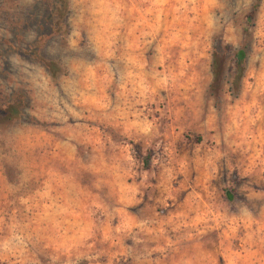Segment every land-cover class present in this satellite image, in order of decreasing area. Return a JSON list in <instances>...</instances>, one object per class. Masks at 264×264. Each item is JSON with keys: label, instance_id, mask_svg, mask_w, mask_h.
Wrapping results in <instances>:
<instances>
[{"label": "rangeland", "instance_id": "374dc122", "mask_svg": "<svg viewBox=\"0 0 264 264\" xmlns=\"http://www.w3.org/2000/svg\"><path fill=\"white\" fill-rule=\"evenodd\" d=\"M0 264H264V0H0Z\"/></svg>", "mask_w": 264, "mask_h": 264}, {"label": "crops", "instance_id": "0c3cea01", "mask_svg": "<svg viewBox=\"0 0 264 264\" xmlns=\"http://www.w3.org/2000/svg\"><path fill=\"white\" fill-rule=\"evenodd\" d=\"M116 130H119V133L126 137H131L133 139H140L143 137L144 129L141 127V124L138 122H131L128 125V128H115Z\"/></svg>", "mask_w": 264, "mask_h": 264}, {"label": "trees", "instance_id": "16d2710c", "mask_svg": "<svg viewBox=\"0 0 264 264\" xmlns=\"http://www.w3.org/2000/svg\"><path fill=\"white\" fill-rule=\"evenodd\" d=\"M233 58H234V64H235L236 68L241 71L242 65L244 62V51H243V49L236 50L234 55H233ZM211 68H212V81L213 80H216V81L219 80L218 74H216L215 71H213V65L211 66Z\"/></svg>", "mask_w": 264, "mask_h": 264}]
</instances>
